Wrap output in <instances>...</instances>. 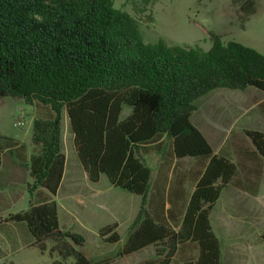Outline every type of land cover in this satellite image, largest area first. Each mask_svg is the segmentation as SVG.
I'll use <instances>...</instances> for the list:
<instances>
[{"label": "trees", "instance_id": "obj_1", "mask_svg": "<svg viewBox=\"0 0 264 264\" xmlns=\"http://www.w3.org/2000/svg\"><path fill=\"white\" fill-rule=\"evenodd\" d=\"M209 35L207 50L146 42L137 20L113 0H0V98L36 110L29 207L4 220L23 225L41 252L49 242L58 257L52 264H106L88 259L84 238L58 225L53 197L65 163L64 117L88 181L104 175L113 188L143 198L120 255L152 247L154 260L144 264H220L209 213L227 185L255 193L241 176L258 184L264 132L244 130L232 144L233 161L214 153L191 118L198 100L217 89L264 92V54ZM6 153L21 164L28 158L23 143L0 134V164ZM153 153L160 156L154 177L145 160ZM115 227L99 234L118 242Z\"/></svg>", "mask_w": 264, "mask_h": 264}, {"label": "rangeland", "instance_id": "obj_2", "mask_svg": "<svg viewBox=\"0 0 264 264\" xmlns=\"http://www.w3.org/2000/svg\"><path fill=\"white\" fill-rule=\"evenodd\" d=\"M252 1V5H246L247 0H151L146 4L141 0H113V3L115 8L127 11L137 20L139 33L146 42L155 43L162 39L169 44L197 45L207 50L211 46L209 33H215L223 42L233 40L264 54V0ZM241 6H244L245 12L241 10ZM251 6L253 11L247 13ZM263 98V92L251 87L243 91L217 89L198 100L191 123L202 132L214 151L228 152L230 158L236 161L232 154V144L241 141L243 131L264 132V116L256 105ZM17 107L14 98H0V133L29 138L30 130L27 129L24 134L23 128L14 125L19 116ZM22 107L25 110L30 109V106L24 103ZM127 112L128 108L123 107L121 119ZM64 122L65 117L62 119V132L66 128ZM30 142L32 143L31 139ZM65 145L68 152L72 153V143L66 141ZM145 160L154 177L160 156L153 153L146 156ZM11 169L5 165L0 174L2 184L8 182ZM20 171L23 172L18 176L19 179L25 178V174L28 175L23 166ZM101 178L102 181L96 187L91 185V188L104 189L107 184L105 182L108 181L104 175H101ZM249 179L247 181L241 176V181L246 182L249 187H258L259 183L255 185L254 177ZM259 182L264 188V166ZM27 188L25 184L0 187V200L10 202L6 208L0 205V212L2 209H8L10 214H14L25 210L29 200ZM226 192L228 191L223 195ZM13 197L17 199L14 204L11 202ZM81 198L78 203H68L69 208L79 218L87 220L88 224L84 229L72 226L71 231L84 238L80 250L88 259L93 262L105 261L106 264H144L154 260L152 247L128 256L120 255L128 231L137 225L143 198L119 188L103 191L102 194L89 191ZM138 207L139 213L136 214ZM217 210L218 207L215 212ZM63 211L65 212V209ZM113 225L116 226L114 231L120 238L115 243L108 242L105 239L107 236L101 237L99 234L102 228ZM0 247L5 252L8 248L4 245L3 236L0 237ZM7 251L9 253L2 256L0 264H52L53 260L58 258L55 252H51L49 242H46L44 252L33 247L32 243L12 252L9 249ZM258 260L255 263L264 264V250L259 251Z\"/></svg>", "mask_w": 264, "mask_h": 264}, {"label": "crops", "instance_id": "obj_3", "mask_svg": "<svg viewBox=\"0 0 264 264\" xmlns=\"http://www.w3.org/2000/svg\"><path fill=\"white\" fill-rule=\"evenodd\" d=\"M15 100L18 105L17 110L19 113H17L22 114L26 121V126L22 129V131L26 134L28 129L32 134L31 123L36 116L35 107L29 105L30 109L25 110L22 107V103L24 102L17 99ZM256 105L260 107V111L264 116V98ZM64 123L66 128H64V131L62 132L64 145H62V152L65 157V163L62 179L53 200L55 201L57 207L59 228L64 231L75 232L71 231V228H73L72 226H78L77 228L84 229L88 222L84 218L76 216V213L69 208V204H75L77 201H81V197L89 191L102 194L103 191L110 190L113 187L108 182H105L107 184H105L106 187L104 186V189L91 188V185L96 187V185L102 181V178L100 177L98 183L96 184H92L88 181L87 176L75 155L73 137L69 131L66 117ZM0 134L13 137L20 143H23L28 157L26 163L21 164L10 154L6 153L2 156L0 174L2 173L5 165L11 167L12 169L8 182L5 184L0 182V187L3 185L16 186L23 184L30 186L33 183V180L30 176L27 164L29 156L36 151L34 144L30 142L31 134L29 137L30 139L27 137H18V135H12L10 133ZM66 141H70L72 143V153L68 152L65 145ZM214 153L217 152L214 151ZM22 166L28 175L25 174V178L19 179L18 176L23 172L20 171V167ZM258 183V187H255L254 185L250 187V189L255 191V193H249L248 191L237 188L233 185H227L222 190L220 197L209 213V221L212 231L220 243V264H257L255 262L259 261V251L264 250V242L261 239V234L264 231V188L261 182ZM225 191L228 192L223 195ZM30 196L31 195L28 194V199ZM15 200H17L16 197H13L11 200L12 204H14ZM9 203V201L6 202L5 200H0V205L5 208L10 205ZM217 207L218 210L215 212ZM64 209L65 212L63 211ZM139 209L140 208L138 207L137 211L135 210L136 214L139 213ZM7 210L8 209H2L0 212V237L3 236L4 245L8 247L6 252L0 247V260L2 259V256L4 257L9 253L7 251L8 249L12 252L13 250L31 245L32 243L31 236L28 234L23 225L4 220L6 217L5 214H10ZM7 233L9 235L8 237Z\"/></svg>", "mask_w": 264, "mask_h": 264}, {"label": "built area", "instance_id": "obj_4", "mask_svg": "<svg viewBox=\"0 0 264 264\" xmlns=\"http://www.w3.org/2000/svg\"><path fill=\"white\" fill-rule=\"evenodd\" d=\"M14 125L19 128H24L26 125L25 118L22 114H19V116L15 119Z\"/></svg>", "mask_w": 264, "mask_h": 264}]
</instances>
